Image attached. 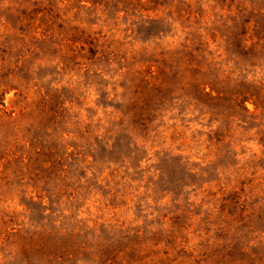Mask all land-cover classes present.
Wrapping results in <instances>:
<instances>
[{
  "label": "rangeland",
  "instance_id": "obj_1",
  "mask_svg": "<svg viewBox=\"0 0 264 264\" xmlns=\"http://www.w3.org/2000/svg\"><path fill=\"white\" fill-rule=\"evenodd\" d=\"M0 264H264V0H0Z\"/></svg>",
  "mask_w": 264,
  "mask_h": 264
},
{
  "label": "trees",
  "instance_id": "obj_2",
  "mask_svg": "<svg viewBox=\"0 0 264 264\" xmlns=\"http://www.w3.org/2000/svg\"><path fill=\"white\" fill-rule=\"evenodd\" d=\"M32 236H33V235H32ZM32 236H30L29 238L33 241L34 238H33ZM43 247H44V246H43Z\"/></svg>",
  "mask_w": 264,
  "mask_h": 264
}]
</instances>
